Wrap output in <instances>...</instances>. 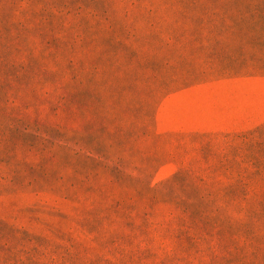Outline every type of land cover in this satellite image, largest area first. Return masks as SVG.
Masks as SVG:
<instances>
[{"label":"rangeland","instance_id":"rangeland-1","mask_svg":"<svg viewBox=\"0 0 264 264\" xmlns=\"http://www.w3.org/2000/svg\"><path fill=\"white\" fill-rule=\"evenodd\" d=\"M0 264H264V0H0Z\"/></svg>","mask_w":264,"mask_h":264}]
</instances>
